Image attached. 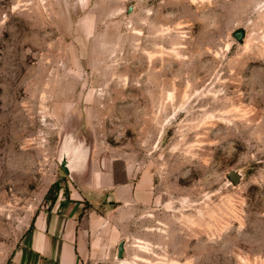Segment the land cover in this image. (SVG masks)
I'll list each match as a JSON object with an SVG mask.
<instances>
[{
  "label": "rangeland",
  "instance_id": "1",
  "mask_svg": "<svg viewBox=\"0 0 264 264\" xmlns=\"http://www.w3.org/2000/svg\"><path fill=\"white\" fill-rule=\"evenodd\" d=\"M73 197L78 264H264V0H0V264Z\"/></svg>",
  "mask_w": 264,
  "mask_h": 264
},
{
  "label": "crops",
  "instance_id": "2",
  "mask_svg": "<svg viewBox=\"0 0 264 264\" xmlns=\"http://www.w3.org/2000/svg\"><path fill=\"white\" fill-rule=\"evenodd\" d=\"M70 201L57 240L50 241V236L42 231L33 234L31 249L37 258L49 255L58 264H78L79 260L88 258L95 251L99 236L109 228L108 217L92 211L81 212L79 198L73 197Z\"/></svg>",
  "mask_w": 264,
  "mask_h": 264
},
{
  "label": "water",
  "instance_id": "3",
  "mask_svg": "<svg viewBox=\"0 0 264 264\" xmlns=\"http://www.w3.org/2000/svg\"><path fill=\"white\" fill-rule=\"evenodd\" d=\"M232 37L240 44L243 43L244 39H245V30L244 29H237L232 33ZM64 166V165H63ZM228 177L231 180V182L234 185H238L242 178H243V174L241 171H230L228 173ZM124 241H121L118 246H117V254H116V258L119 260L123 259V252H124Z\"/></svg>",
  "mask_w": 264,
  "mask_h": 264
},
{
  "label": "flooded vegetation",
  "instance_id": "4",
  "mask_svg": "<svg viewBox=\"0 0 264 264\" xmlns=\"http://www.w3.org/2000/svg\"><path fill=\"white\" fill-rule=\"evenodd\" d=\"M69 170H70V171H73V167H72V166H70Z\"/></svg>",
  "mask_w": 264,
  "mask_h": 264
}]
</instances>
